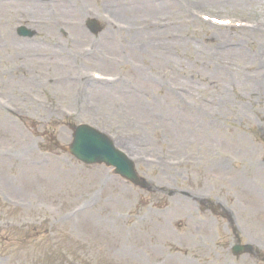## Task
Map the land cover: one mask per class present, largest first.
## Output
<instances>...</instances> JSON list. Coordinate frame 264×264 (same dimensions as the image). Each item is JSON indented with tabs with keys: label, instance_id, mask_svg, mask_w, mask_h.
Listing matches in <instances>:
<instances>
[{
	"label": "rangeland",
	"instance_id": "obj_1",
	"mask_svg": "<svg viewBox=\"0 0 264 264\" xmlns=\"http://www.w3.org/2000/svg\"><path fill=\"white\" fill-rule=\"evenodd\" d=\"M135 1L86 0L96 13L104 6L109 15L120 3L130 11L117 16L131 26L129 36L93 38L84 17L58 13L56 23L21 0H0V111L18 117L0 112V264H262L227 250L233 229L264 256V145L248 131L264 132L260 35L197 20L231 15L227 0H137L148 5L136 11ZM262 15L248 21L264 22ZM28 20L51 29L58 53L45 40L16 37ZM91 73L116 80L92 82ZM49 105L74 106L68 122L108 134L154 188L45 151L71 142ZM32 120L37 137L28 132ZM47 129L52 143L42 140ZM162 157L168 169L158 168ZM189 220L192 236L180 233Z\"/></svg>",
	"mask_w": 264,
	"mask_h": 264
},
{
	"label": "water",
	"instance_id": "obj_2",
	"mask_svg": "<svg viewBox=\"0 0 264 264\" xmlns=\"http://www.w3.org/2000/svg\"><path fill=\"white\" fill-rule=\"evenodd\" d=\"M73 152H74V153H75L80 159H82V160H84V161H87V162H90V161L86 160L85 157H83L84 154H82V155L79 154L78 146L75 147V149L73 150Z\"/></svg>",
	"mask_w": 264,
	"mask_h": 264
},
{
	"label": "bare ground",
	"instance_id": "obj_3",
	"mask_svg": "<svg viewBox=\"0 0 264 264\" xmlns=\"http://www.w3.org/2000/svg\"><path fill=\"white\" fill-rule=\"evenodd\" d=\"M235 1H238V0H235ZM74 13H75L77 16L81 17L80 13L77 12L76 10H74Z\"/></svg>",
	"mask_w": 264,
	"mask_h": 264
}]
</instances>
